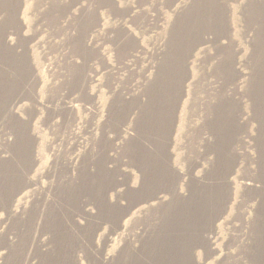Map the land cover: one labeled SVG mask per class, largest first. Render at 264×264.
I'll return each mask as SVG.
<instances>
[{"label":"rangeland","instance_id":"374dc122","mask_svg":"<svg viewBox=\"0 0 264 264\" xmlns=\"http://www.w3.org/2000/svg\"><path fill=\"white\" fill-rule=\"evenodd\" d=\"M0 264H264V0H0Z\"/></svg>","mask_w":264,"mask_h":264},{"label":"bare ground","instance_id":"6f19581e","mask_svg":"<svg viewBox=\"0 0 264 264\" xmlns=\"http://www.w3.org/2000/svg\"><path fill=\"white\" fill-rule=\"evenodd\" d=\"M132 109H134V107H133ZM17 140H18V139H17ZM19 140H20V139H19ZM15 143H16V140L13 141V144H15ZM11 144H12V143H11ZM19 144H20V143L18 142V145H19ZM15 145H16V144H15ZM18 145H17V146H18ZM19 156H20V155H19ZM18 158H19V157H18ZM21 159H22V158H21ZM26 159H27V158H26ZM15 160H16V159H15ZM15 160H14V161H15ZM24 160H25V159H24ZM17 161H18V160H17ZM224 161H225V160H224ZM22 162H24V161H22ZM25 162H26V161H25ZM25 162H24V163H25ZM222 162H223V161H222ZM222 162H221V165H222ZM225 162H226V161H225ZM26 163H27V162H26ZM223 164H224V163H223ZM23 165H24V164H23ZM218 165H219V164H218ZM224 166H226V165H224ZM218 167H220V166H218ZM222 167H223V166H222ZM220 168H221V167H220ZM223 168H224V167H223ZM225 169L228 170L227 167H226ZM222 171H224V170H222ZM225 172H226V171H225ZM220 175H221V174H220ZM220 175H219V176H220ZM222 175H223V174H222ZM218 178H219V177H218ZM219 179H220V178H219ZM163 190H164V189H163ZM220 196H221V195H220ZM222 198H223V197H222ZM214 200H215V199H214ZM213 202H218V201H213ZM207 204H208V203H207ZM215 204H216V203H215ZM215 204L213 203L214 206H215ZM209 205H211V204H209ZM216 205H217V204H216ZM201 206H202V205H201ZM206 206H207V205H206ZM212 207H213V206H212ZM216 207H217V206H216ZM202 208H203V207H202ZM205 208H206V207H204V209H205ZM207 209H208V208H207ZM207 209H206V210H207ZM210 209L213 211L214 208L212 209V208L210 207ZM201 210H202V209H201ZM208 210H209V209H208ZM211 210H210V211H211ZM203 212H204V211H203ZM203 212L201 211V212L199 213V215H198L199 218H198V220H196V221H198L197 224L200 222V220H204V219H208V218H210L211 215H209V213L207 214V212H206V213H203ZM211 213H212V212H211ZM208 215H209V216H208ZM211 221H213L212 218H211ZM106 222H107V221H106ZM205 222H206V221H205ZM108 223H110V222H108ZM102 224H103V223H102ZM197 224H196V225H197ZM197 226H198V225H197ZM37 227H39V223L37 224ZM201 232H202V231H200V233H201ZM206 235H207L208 237H210L211 233H208V232H207ZM81 240H82V239H81ZM196 244H197V242H196ZM200 244H201V243H200ZM80 246H81V244H80ZM80 246H77V247H75V248L73 247V248H74L73 251H75V252H77V253H78V252H79V253H80V252L82 253L86 245L83 244L81 247H80ZM83 246H84V248H83ZM196 246H199V243H198ZM201 247H202V246H201ZM71 251H72V250H71ZM67 255H69V254H67ZM93 255H94V253H93ZM57 256H58V254H57ZM94 257H96V256H94ZM157 259H158V258H157ZM155 262H156V261H155ZM17 263H18V262H17Z\"/></svg>","mask_w":264,"mask_h":264}]
</instances>
